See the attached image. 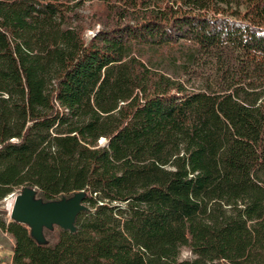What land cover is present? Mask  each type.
I'll return each instance as SVG.
<instances>
[{
  "label": "trees",
  "instance_id": "obj_1",
  "mask_svg": "<svg viewBox=\"0 0 264 264\" xmlns=\"http://www.w3.org/2000/svg\"><path fill=\"white\" fill-rule=\"evenodd\" d=\"M82 1L0 0V201L86 205L12 264H264V0Z\"/></svg>",
  "mask_w": 264,
  "mask_h": 264
},
{
  "label": "water",
  "instance_id": "obj_2",
  "mask_svg": "<svg viewBox=\"0 0 264 264\" xmlns=\"http://www.w3.org/2000/svg\"><path fill=\"white\" fill-rule=\"evenodd\" d=\"M84 191H76L68 200L42 201L33 199V187L27 186L15 197L11 208V217L31 226L34 234H41L42 226L57 224L64 229L74 231L78 212L86 208L83 203ZM36 238V237H35Z\"/></svg>",
  "mask_w": 264,
  "mask_h": 264
},
{
  "label": "rangeland",
  "instance_id": "obj_3",
  "mask_svg": "<svg viewBox=\"0 0 264 264\" xmlns=\"http://www.w3.org/2000/svg\"><path fill=\"white\" fill-rule=\"evenodd\" d=\"M71 3H74L80 0H70ZM92 2L90 0H83L79 4L80 11L84 13H88L90 10ZM241 6V5H240ZM242 7V6H241ZM99 26V25H97ZM92 32V30H88V33ZM210 69H202L201 73L199 74H193L192 80L196 83H201L204 81V76L208 75L211 72H208ZM26 185L16 187L14 188L13 192L7 195L0 201V215L3 216L5 219L10 220L11 217V207L9 206V199L11 196H18L21 194L24 189L26 188ZM74 193L71 196H60L58 199L53 201H61V200H68L70 197H72ZM33 199H40L42 198L39 195V189L36 187H33ZM43 201V200H42ZM59 225L52 224L51 226H42L41 234H34L36 239L40 242H52L55 241L57 238ZM31 233H33V229L31 226H29ZM13 246H14V238L9 234L7 231H4L0 228V264H12V254H13ZM193 254L188 248H184L182 251V257H191Z\"/></svg>",
  "mask_w": 264,
  "mask_h": 264
},
{
  "label": "bare ground",
  "instance_id": "obj_4",
  "mask_svg": "<svg viewBox=\"0 0 264 264\" xmlns=\"http://www.w3.org/2000/svg\"><path fill=\"white\" fill-rule=\"evenodd\" d=\"M15 202V195L14 196H11L10 199H9V206L12 208L13 204Z\"/></svg>",
  "mask_w": 264,
  "mask_h": 264
}]
</instances>
